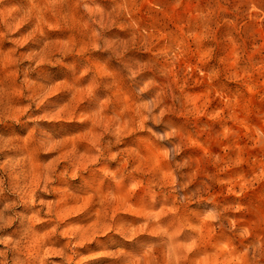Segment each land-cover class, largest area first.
<instances>
[{"label":"rangeland","instance_id":"obj_1","mask_svg":"<svg viewBox=\"0 0 264 264\" xmlns=\"http://www.w3.org/2000/svg\"><path fill=\"white\" fill-rule=\"evenodd\" d=\"M0 264H264V0H0Z\"/></svg>","mask_w":264,"mask_h":264}]
</instances>
